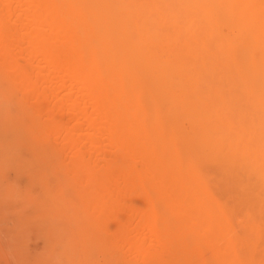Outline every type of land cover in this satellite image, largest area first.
<instances>
[{
	"label": "bare ground",
	"instance_id": "bare-ground-1",
	"mask_svg": "<svg viewBox=\"0 0 264 264\" xmlns=\"http://www.w3.org/2000/svg\"><path fill=\"white\" fill-rule=\"evenodd\" d=\"M21 2L23 178L46 139L50 169L114 187L84 226L116 264H264V0Z\"/></svg>",
	"mask_w": 264,
	"mask_h": 264
},
{
	"label": "rangeland",
	"instance_id": "rangeland-1",
	"mask_svg": "<svg viewBox=\"0 0 264 264\" xmlns=\"http://www.w3.org/2000/svg\"><path fill=\"white\" fill-rule=\"evenodd\" d=\"M24 10L21 0L0 1V16L16 22L9 32L0 29L5 36L0 41V50L5 51L0 54V74H6L0 89V264H116L117 252L102 244L104 230L84 226L89 210L109 200L114 187H105L101 199H96L92 193L98 185L75 182L73 173L50 169L54 145L46 139L42 181L24 179L15 169L18 142L13 132L23 118L24 106L18 94L11 96L5 90V84L36 66V60L28 58L34 49L24 43L19 30Z\"/></svg>",
	"mask_w": 264,
	"mask_h": 264
}]
</instances>
